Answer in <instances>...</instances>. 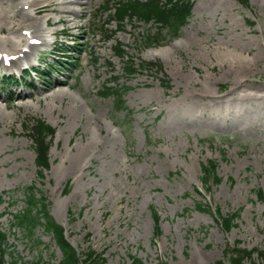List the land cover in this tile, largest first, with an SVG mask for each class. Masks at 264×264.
Returning a JSON list of instances; mask_svg holds the SVG:
<instances>
[{
	"label": "rangeland",
	"instance_id": "rangeland-1",
	"mask_svg": "<svg viewBox=\"0 0 264 264\" xmlns=\"http://www.w3.org/2000/svg\"><path fill=\"white\" fill-rule=\"evenodd\" d=\"M27 1L0 0L1 18L9 17L12 3ZM263 1L193 0L177 36L162 31L152 44L149 38L157 33L152 21L107 23L111 0L75 5L81 16H71L78 26L66 37L50 34L64 24L49 27L41 19L50 44L36 45L20 66L42 56L44 67L54 57L42 50L64 49L63 72L52 71L70 84H60L68 93L64 100L75 97L83 114L71 119L73 112L60 98L50 105L48 98L36 103L35 97L43 98L37 92L54 82L53 75L18 94L8 93L19 89L14 86L0 91L9 116L0 122V230L7 235L6 257H17L19 264H56L61 258L43 227L28 235L14 222L31 185L45 196L49 214L81 258L92 251L104 264H227V248L264 251V200L255 192L264 193V97L243 100L228 111L209 99L195 103L186 94L202 83L212 92L230 89L238 75L226 60L250 59L264 47ZM26 11L39 16L34 8ZM117 42L144 68L124 75V59L113 53ZM261 56L245 72L241 88L264 95V49ZM215 61L223 65L212 67ZM3 64L0 75L12 67ZM114 76V86L124 89L122 107L101 93ZM37 118L54 130L49 166L41 175L28 136ZM86 136L89 155L66 169L68 149ZM209 161L220 181L203 186L201 167ZM215 211L238 212L230 230L222 228ZM244 263L264 264V256L254 252Z\"/></svg>",
	"mask_w": 264,
	"mask_h": 264
},
{
	"label": "trees",
	"instance_id": "trees-1",
	"mask_svg": "<svg viewBox=\"0 0 264 264\" xmlns=\"http://www.w3.org/2000/svg\"><path fill=\"white\" fill-rule=\"evenodd\" d=\"M113 5L107 10H112L110 15V22L115 21L118 25L123 24L126 20L134 18L143 22H154L157 25V33L149 38V44L157 38V35L165 31L170 37L177 36L179 29L187 23L188 17L191 15V0H111ZM243 4H247V0H238ZM110 38V36H108ZM114 53L122 59L126 57L124 45L118 42L115 46ZM146 65H152L147 62ZM57 67V64H55ZM143 67V63L138 66L133 59L128 56L123 60V74L130 76L136 73L138 67ZM159 67V66H158ZM122 74V75H123ZM41 77L45 78L46 74L41 73ZM116 79L113 83H116ZM111 84V82H108ZM127 88V87H124ZM103 93L107 96H112L117 102L118 106L122 107L124 89L122 87L110 86L109 84L102 86ZM28 129V136L32 141V147L35 152V164L37 166V173L42 174V171L49 166V147L50 140L54 133L52 127L41 119H36L32 122ZM202 177L201 184L204 186L210 181L219 182L220 177L216 175V165L213 161L203 164L201 167ZM198 192V191H197ZM256 197L264 200V193L261 189H257ZM25 203L21 210L14 215V222L21 227L26 234L32 235L33 230L37 227H43L44 230L52 236L56 245L60 249L61 258L56 264H104L105 259L101 254L94 258V253L89 251L84 258H81L76 249L70 244L65 236L63 226L57 223L48 212V207L45 202V196L37 195L35 187L28 186L25 190ZM2 194H0V202ZM198 210H204L201 204H197ZM207 210V209H205ZM208 211V210H207ZM217 221H219L222 228L226 231L230 230L235 224L234 220L238 216L235 211L231 214L221 216L218 211L213 212ZM155 218L157 215L155 214ZM7 235L0 230V264H19V259L15 256H8ZM254 252L258 256H264V251L254 250L249 251L240 249L238 247L227 248L224 251V257L227 264H245L244 259L251 256ZM136 261V259H135ZM216 264H224L217 261ZM254 264V263H250Z\"/></svg>",
	"mask_w": 264,
	"mask_h": 264
},
{
	"label": "bare ground",
	"instance_id": "bare-ground-1",
	"mask_svg": "<svg viewBox=\"0 0 264 264\" xmlns=\"http://www.w3.org/2000/svg\"><path fill=\"white\" fill-rule=\"evenodd\" d=\"M89 3L90 0H29L27 2L12 3L10 7L11 11L9 17L5 15L6 17L4 16L3 19L1 18L2 16H0V62L5 60L8 65L17 66L19 61L27 60L30 57L31 51L36 45L50 44L49 40H46L47 38L45 39L43 36V31L39 24L41 19H43L45 25L49 27H52L53 25L55 26L58 23L64 24L63 29L60 30L57 28H53L50 31V33L52 34L60 33L62 35L71 34L70 33L71 30L78 26L76 23H72L71 16H75V17L81 16L80 14H78L75 5H79V7H82V5ZM262 5L264 7V1ZM28 8H34L35 13L39 14V16L30 15L26 11V9ZM49 13H54L58 16L56 18H51L48 16ZM34 37L38 39L36 43L30 40L31 38ZM45 37H47V35ZM186 43H188V41H186ZM22 46H26V47L22 48ZM262 49H264V47L260 46L257 49L254 56L250 59L245 58L243 56H239L237 58H229L228 60H226V63L230 64L229 65L230 67L232 68L234 67L235 74L238 75L237 77L238 79H236L232 83L229 90L222 92L219 91L212 92L207 89L206 84L202 83L201 86L198 88H189L188 93L186 92V94H188V97L190 95L192 99L194 98L193 100L195 101V103L198 100L209 99L208 104H210L211 102L214 104H219L222 110H228V111L230 110L233 111L234 107L231 106L236 103L240 105L242 104L243 100L245 101L250 98H263L264 95H260L256 92L247 91L246 89L241 88L244 82L246 81V78L244 77L245 72L246 71L249 72L248 69L252 62L262 57L261 56ZM217 63L219 62L215 61V63H212L213 64L212 67H214V65H216ZM219 64L223 65V63H219ZM62 83H66L68 86H70V84L67 83L66 80H61V81L55 80L54 82L48 84L46 88H43L40 92H37V95L38 96L43 95V98L35 97L36 103L40 102L41 99L48 98L50 99V102H48V104L50 105L51 100L53 102L60 98L61 100L64 101V104L67 107L66 110L68 111L69 108L73 112L71 115L72 117L71 119L74 120L81 119L82 106L78 103L77 100H76L77 102L74 100L75 97L73 99L71 98L72 96L70 95H69L70 98L68 97V100H64L66 98L65 97L66 94L68 93L62 86H60V84ZM193 84L195 86L194 82ZM49 91H52V93L45 94L46 92ZM1 99L2 96L0 95V100ZM48 104L44 103L42 105L49 107ZM6 106H7L6 104L4 106L0 104V122H4L5 120H8L9 116L4 112ZM26 107L28 108V106ZM89 140L88 137L86 136L85 142L80 140V142L75 144L73 147L71 146L72 148L68 149L69 154L67 156V160L69 161V164L66 166V169H70L74 163L80 162V160H82L84 156L86 157L87 155H89L88 153ZM90 155L92 156V154Z\"/></svg>",
	"mask_w": 264,
	"mask_h": 264
}]
</instances>
